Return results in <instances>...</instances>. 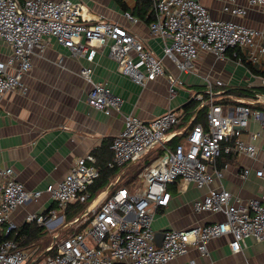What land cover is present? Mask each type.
<instances>
[{
    "label": "built area",
    "instance_id": "obj_1",
    "mask_svg": "<svg viewBox=\"0 0 264 264\" xmlns=\"http://www.w3.org/2000/svg\"><path fill=\"white\" fill-rule=\"evenodd\" d=\"M247 2L264 11V0ZM152 3L154 18L148 27L151 33L163 38V54L179 72L192 70L200 52H211L224 60L231 50L235 60L252 64L264 57V29L215 18L197 0ZM223 8L233 15L245 12L235 5V0H226ZM124 15L132 22L138 21L129 11ZM50 38L68 48L72 55H85L90 61L106 47L118 70L136 83L165 76L171 96L183 85L179 77L166 71L162 58L139 37L118 22L102 17L92 19L79 0H0V39L10 49L9 54L0 57V102L8 92L26 93L28 86L23 77L31 69L33 54L42 52ZM80 74L92 84L86 98L90 106L107 115L121 112L122 98L111 92L105 81L93 82L91 67H83ZM261 83L264 84V78ZM214 85L223 86L224 82L217 79L208 82L204 90L192 92L191 99L197 102L193 112L196 116L205 107L206 124L192 123L193 116L184 140L172 147L169 142L184 134L182 129H172L188 114L184 108L168 109L149 120L123 114V128L110 143L112 156L107 161L108 168L125 170L152 149L161 147L159 155L137 172L138 183L128 187L113 182L109 189L93 195L90 186L100 175L96 159L92 154L78 158L60 180L45 188L55 206L25 217L27 223L48 225L52 231L58 229L44 249L45 255L31 260L30 251L17 240L6 238L0 243V264H168L190 246L206 253L209 240L225 233L231 234L229 245L233 252L241 250L248 236L264 240L262 162L254 168L245 166L240 173L244 178L254 170L262 181L258 196L232 200L228 190L209 187L194 199L192 207L199 212H222L224 219L168 229L160 246L155 244L151 222L156 209L168 204V184H176L179 190L189 183L209 186L214 176H223V170L215 166L222 153L244 154L250 160L258 157L254 140L264 134V113L250 105L264 104V94L238 98L235 104L224 105L216 101L222 92L215 90ZM251 117L260 121L261 131L250 132L249 140H244L242 133ZM208 166H213L214 173ZM43 192L28 190L13 168H0V235L7 236L16 228L10 213L20 205L38 200ZM75 202L89 203L82 215L64 225L68 205ZM63 226L72 231L61 237Z\"/></svg>",
    "mask_w": 264,
    "mask_h": 264
},
{
    "label": "crops",
    "instance_id": "obj_2",
    "mask_svg": "<svg viewBox=\"0 0 264 264\" xmlns=\"http://www.w3.org/2000/svg\"><path fill=\"white\" fill-rule=\"evenodd\" d=\"M79 1L87 7L92 19L102 17L118 22L139 37L145 46L162 58L166 71L179 77L183 85L171 96L165 76L147 80L144 84L136 83L118 70L117 63L108 57L106 47L90 61L85 55H72L68 48L50 38L42 52L36 51L33 54L31 69L23 77V82L28 86L26 93L8 92L0 102V168H13L17 179L28 190L44 191L38 200L20 205L10 213V218L16 225L13 233L27 223L25 217L28 214L42 213L55 206L45 188L49 183L60 180L78 158L92 154L97 167L104 165L112 156V137L123 128V114L131 113L142 120H149L168 109L183 108L190 101L193 91H202L208 82L213 83L217 79L222 80L224 85H214L215 90L222 92L216 100H221L224 105H233L238 98H253L230 93L229 89L248 88L255 91L259 86H264L261 83L264 76L253 73L246 64L247 61L238 62L229 53L222 60L211 52H200L193 62L192 70L179 72L174 63L163 54V38L151 33L149 22L145 20L147 15L153 14L151 6L144 8L138 0ZM197 1L205 5L215 18L231 19L248 27L264 29V11L259 6L248 4L247 0H235L236 6L245 9L241 15L225 11L223 7L226 0ZM126 11L138 18V21L132 22L126 18ZM9 53V47L0 39V57ZM248 63L256 70L264 71V57L257 64ZM83 67L92 68L93 82L105 81L111 92L122 98L121 112L107 115L87 103V92L92 84L80 74ZM259 105L260 108L253 109L264 113V104ZM195 113L189 110V117L182 118L172 128L184 130L182 140L191 127L190 122L193 116L195 118ZM198 115L196 122L206 124L204 110ZM261 127L260 121L251 117L242 138L249 140V133L260 132ZM254 143L259 152L255 160H250L244 154L220 155L215 166L223 170V176H214L209 186L197 187L194 183H189L179 190L176 184H168L171 197L166 206H160L155 211L151 222L154 233L224 219L222 212H199L192 207L194 199L205 194L209 187L228 190L232 194V200H247L258 196L262 181L254 170L244 178L240 175L243 167L254 168L264 162V134L258 136ZM146 157L148 156L145 155L141 160ZM135 164L138 163L126 167V170L129 171L128 168ZM225 164H228L226 168ZM126 170L113 173L106 189L115 181L122 182ZM208 170L214 173L213 166H208ZM123 182L120 185H124ZM42 226L47 231L45 234H55L58 231ZM230 240V233L213 237L207 244L206 253L190 246L168 264H264V240L257 241L253 236H248L245 245L238 252L231 250ZM49 244L26 249L31 255L38 254L37 260H40Z\"/></svg>",
    "mask_w": 264,
    "mask_h": 264
},
{
    "label": "trees",
    "instance_id": "obj_3",
    "mask_svg": "<svg viewBox=\"0 0 264 264\" xmlns=\"http://www.w3.org/2000/svg\"><path fill=\"white\" fill-rule=\"evenodd\" d=\"M117 1L121 2V0H117ZM138 1L140 3H142V6H144V8H148L149 6H151V8H152L151 9L152 10L151 12L153 14H152V16L151 15H147L146 18H145V20L147 22L151 21L154 18V10H153L152 0H138ZM121 5L123 6V8L125 10H127L125 4L122 3ZM139 8H141V5L137 9L138 11L140 10ZM227 53H229L232 56L231 50H229ZM246 64H248L249 68L251 69V71L253 73H258V74L264 76V71H260V70L258 71V70H256L248 62ZM229 92L230 93H233V94H236V95H244L245 97L247 95L249 97L250 96L251 97H254L256 93H262V94H264V86H259L255 91L254 90H251V89H248V88H243V89H239V90H235V89L234 90H230L229 89ZM216 101L222 103L221 100H216ZM234 102L235 101H233V103ZM195 105H197V102L195 100L191 99L188 103H186L184 105L183 108L185 109L186 112H188L189 110L193 111V109L196 107ZM250 106H251V108H260L261 105H259V103H255V104H252ZM201 110L202 111L204 110V112H205L206 111V108L205 107H202L198 111L200 112ZM198 111H197V115L199 114ZM189 115L187 114L186 116L189 117ZM197 115L193 119L192 123L196 122V120H197V118L199 116V115L198 116ZM186 116L183 117V118H186ZM182 137H183V134L182 135L175 136L169 142V144L171 146H174V144H176L177 142L182 141ZM160 152H161V147L160 146L152 149L148 154H146V156L151 155L152 157L148 161H146L144 165L149 164L150 161L153 158L157 157ZM228 155H231V154H228ZM107 161L104 163L103 166L98 167L99 168V171H100V175H99V177L97 179L94 180L93 184L90 186V191H91V193L93 195H95L101 189H104V188L106 189L109 186V184H110L109 177L111 175H113V173L116 172V169L108 168L107 167ZM136 163H139V162H136ZM144 165L141 166V168L144 167ZM140 169H138V171ZM138 171L133 172V174L134 173L137 174ZM128 181H130V180H128ZM115 182H116V185L122 183V182H118V181H115ZM88 203L89 202H85V203L75 202V203L69 204L68 205V208L66 210V219L67 220H72L74 217L82 215L85 212ZM45 233H47V231L45 230V227H43L42 225H38V224H35V223H25L23 226H21L20 228H18L17 232H15V233H13V231H11V232L8 233L7 236L0 235V243L4 239H6V238H13V239L17 240L20 243V245H22V247H25V248H27V247H34L36 245H38V246H40V245L41 246H45L46 244H48L47 240H45ZM37 255L38 254L33 253L31 255V259H33ZM42 256L43 255H41L40 258H42Z\"/></svg>",
    "mask_w": 264,
    "mask_h": 264
},
{
    "label": "rangeland",
    "instance_id": "obj_4",
    "mask_svg": "<svg viewBox=\"0 0 264 264\" xmlns=\"http://www.w3.org/2000/svg\"><path fill=\"white\" fill-rule=\"evenodd\" d=\"M201 109V108H200ZM152 156L151 155H149L148 157H146V158H144L143 160H141V161H138L139 163L136 165H133V166H131L130 168H128L129 169V171L128 170H126V174L124 173L123 174V176H122V180L124 181H122L123 183H124V185H127L128 187H130V184L132 185V184H137L138 183V181H139V179L138 178H136V173H134L133 174V172H135L136 170H138V169H140V167L143 165V164H145V162L147 161V159H149V158H151ZM133 174V175H132ZM128 180H130V182L128 181ZM127 184H126V183ZM130 183V184H129ZM70 222V220H67V219H65V223H64V225L65 224H68ZM45 225H47V224H45ZM48 226V225H47ZM64 228V231L60 234L61 235V237H63V236H66L67 234H66V232H68V231H72L71 229V227L70 228H68V229H66L65 230V228L67 227V226H63ZM45 240H47V242L48 243H51L52 242V240H53V234H45ZM33 257V256H32Z\"/></svg>",
    "mask_w": 264,
    "mask_h": 264
},
{
    "label": "water",
    "instance_id": "obj_5",
    "mask_svg": "<svg viewBox=\"0 0 264 264\" xmlns=\"http://www.w3.org/2000/svg\"><path fill=\"white\" fill-rule=\"evenodd\" d=\"M163 237H164V232H157V233H155L154 239H155L156 246H160Z\"/></svg>",
    "mask_w": 264,
    "mask_h": 264
}]
</instances>
